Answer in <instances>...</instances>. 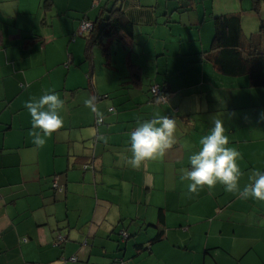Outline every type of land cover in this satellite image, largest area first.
Here are the masks:
<instances>
[{
	"label": "crops",
	"instance_id": "obj_1",
	"mask_svg": "<svg viewBox=\"0 0 264 264\" xmlns=\"http://www.w3.org/2000/svg\"><path fill=\"white\" fill-rule=\"evenodd\" d=\"M111 9L130 42L74 35ZM226 14L248 36L264 0H0V264H264V201L180 179L213 119L240 153L241 188L264 171V88L209 61ZM45 92L64 100L63 125L37 147L25 101ZM159 116L175 120L174 145L131 167L129 133Z\"/></svg>",
	"mask_w": 264,
	"mask_h": 264
},
{
	"label": "clouds",
	"instance_id": "obj_2",
	"mask_svg": "<svg viewBox=\"0 0 264 264\" xmlns=\"http://www.w3.org/2000/svg\"><path fill=\"white\" fill-rule=\"evenodd\" d=\"M96 98L88 97L84 103L93 107ZM25 108L31 117L33 143L41 147L63 125L61 111L64 100L56 92H45L38 98L25 101ZM99 115V113H97ZM176 123L169 116H159L150 120L137 121V125L129 133L131 156L128 164L139 168L144 161L154 159L170 149L175 143ZM188 156L189 167L182 171L181 181H188L187 190L196 193L200 188H212L216 184L223 185L226 192L238 194L244 199L264 201V171L253 170L248 182L240 186L241 170L238 161L239 151L230 146L229 137L219 119H213L208 133L198 141V150L191 151Z\"/></svg>",
	"mask_w": 264,
	"mask_h": 264
},
{
	"label": "trees",
	"instance_id": "obj_3",
	"mask_svg": "<svg viewBox=\"0 0 264 264\" xmlns=\"http://www.w3.org/2000/svg\"><path fill=\"white\" fill-rule=\"evenodd\" d=\"M252 9L257 12L255 6ZM107 12L106 16L103 12H99L96 20L91 22V30L80 35L90 46L99 45L103 37L116 38L120 42L124 39H127L128 42L132 40L131 24L120 20L121 14L118 10L111 9ZM98 33L100 35H97ZM210 54V63L222 75L231 78L244 77L247 80L248 88H264V17L259 18L256 34L250 36L243 34L240 15L226 14L215 19ZM128 66L135 67L131 63ZM137 75L139 73H135L133 76ZM152 87L153 85L149 86L148 93L151 101L154 102L155 96L151 92ZM157 87L165 101L169 91L167 86ZM71 258L75 260H71ZM70 260L76 261V257L72 256Z\"/></svg>",
	"mask_w": 264,
	"mask_h": 264
},
{
	"label": "built area",
	"instance_id": "obj_4",
	"mask_svg": "<svg viewBox=\"0 0 264 264\" xmlns=\"http://www.w3.org/2000/svg\"><path fill=\"white\" fill-rule=\"evenodd\" d=\"M92 28V23L87 22V21H81L79 26H78V35L87 33L91 30ZM151 92L152 94L155 96V101L156 103H160L163 101V97H161V95L159 94V88L157 86H153L151 88ZM101 120H97V122L99 123ZM84 168H86V166H84ZM121 235H123L124 237H126V234H124L123 232H121ZM62 241V238H59L57 240V243H60ZM71 260H75L74 258H71Z\"/></svg>",
	"mask_w": 264,
	"mask_h": 264
},
{
	"label": "rangeland",
	"instance_id": "obj_5",
	"mask_svg": "<svg viewBox=\"0 0 264 264\" xmlns=\"http://www.w3.org/2000/svg\"><path fill=\"white\" fill-rule=\"evenodd\" d=\"M246 29H248V28H246ZM257 30H258V24H257L256 28L252 32H249V30H247L248 31V36L251 35V34L255 35ZM77 31H78V27H77V30L75 31V34H74L75 36H78V32ZM195 32H197V30ZM76 39H78L80 41H83V39H81L80 37H76ZM46 42L48 44L50 43L49 40H46ZM97 52L98 51L96 50V56L98 54ZM100 59H101L100 56L97 57V59H96L97 63H100ZM122 62H123V58H121V55L119 54V52H117L115 55H113V57H112V66H115L116 68H118L120 70L122 66H119V65H121Z\"/></svg>",
	"mask_w": 264,
	"mask_h": 264
}]
</instances>
